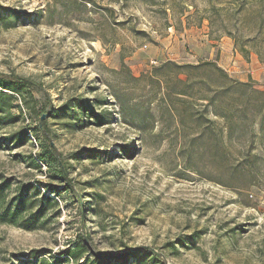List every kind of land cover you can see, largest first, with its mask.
Listing matches in <instances>:
<instances>
[{
  "label": "rangeland",
  "instance_id": "1",
  "mask_svg": "<svg viewBox=\"0 0 264 264\" xmlns=\"http://www.w3.org/2000/svg\"><path fill=\"white\" fill-rule=\"evenodd\" d=\"M0 4L19 14L12 26H0V73L25 76L40 86L33 90L36 109L46 114L50 142L67 170L63 181L55 168L30 165L28 156L37 158L40 151L38 139L29 136L18 145L11 140L39 119L22 104V111L11 108L9 118L0 121V176L12 183L7 199L16 184L32 182L57 203L37 228L0 223V264H89L94 255L88 251L77 260L59 261L85 233L108 264H264L259 119L252 150L257 173L240 177L227 163L243 162L242 144L228 151L225 132L215 141L194 121L190 97L171 91L181 87L174 84L183 75L168 74L167 93L165 69L156 75L152 69L168 60H212L241 80L233 73L235 58L230 64L221 58L218 41L226 37L240 55L261 64L257 77L241 81L264 90V0ZM78 97L105 120L98 123L87 110L82 123L59 115L60 106ZM207 116L212 117L209 111ZM216 122L222 127L221 119ZM147 250L160 259L153 261ZM127 253L134 257L116 261Z\"/></svg>",
  "mask_w": 264,
  "mask_h": 264
},
{
  "label": "trees",
  "instance_id": "2",
  "mask_svg": "<svg viewBox=\"0 0 264 264\" xmlns=\"http://www.w3.org/2000/svg\"><path fill=\"white\" fill-rule=\"evenodd\" d=\"M18 18L19 14L16 10L0 4V26L8 28ZM227 35L234 39L235 44H238L237 36H233L231 32H227ZM219 38L220 35L216 39ZM240 49V52L245 55L244 48ZM152 69H154V75L161 69H165L166 73L162 75V78L164 79L167 93L170 92L168 91L170 84L168 74L174 72L175 76L183 75V78L177 76L174 84V86L181 85V87L171 91L176 95H187L190 97L194 108L192 111L194 121L198 122V125H203L204 132L207 130L213 134L215 141H218L225 132V149L229 151V147H233L234 143L242 144L243 162H238L237 164L228 162L227 167L228 170L239 174L240 177H245L242 174L243 172L252 177L256 172L255 167L257 166V156L252 152L257 133L255 130L257 119H259V132L264 131V90L255 88L250 80L241 81L229 76L223 68L212 60H201L197 63L184 64L168 60ZM37 89L39 90L40 86L25 76L15 73H0V121L9 118L11 108H17L22 111L21 104L31 112L36 111L39 123L35 127L21 128L14 134L11 142L18 145L28 139L29 136H34L39 141L40 151L37 158H34L31 154L28 156L30 165L40 171L41 163L48 169L55 168L59 177L66 181V167L63 165L60 154L55 151V147L51 144L50 136L47 133L44 121L46 114L36 109L37 99L33 95V90ZM86 110V114L95 117L98 123L105 120L103 114H97L92 106L79 97L70 99L66 104L60 106L58 113L63 117L69 115L74 120L82 123L80 116ZM51 111H49L50 114ZM208 111L212 117L207 116ZM216 119H221L222 127H218ZM200 133H202V130L199 135ZM123 150L126 153L128 152L126 147H123ZM246 168L249 171H245ZM11 185L10 178H1L0 176V223L11 224L24 229L37 228L39 220L45 215L46 210L56 205L55 198L48 193H41L39 188L32 182H20L15 185L11 196L7 199ZM45 187L50 192L56 190V187L52 185ZM86 237L88 238L87 233H85L81 243H76L74 246L64 250L63 257L59 261L66 260L63 258L77 260L88 251L91 253L90 255H94V258L92 260L88 258L86 263L108 264L105 257L103 258V254H96L91 249ZM37 253H40V251H34L33 255ZM135 253H138V251ZM145 254L153 261L154 259H160L159 254L155 251L147 250ZM128 257L134 256H129L127 253L125 257L116 261H127ZM109 258L114 259L115 257L111 255ZM135 258L137 261H141L144 256L139 255ZM34 262L36 260L30 264H34Z\"/></svg>",
  "mask_w": 264,
  "mask_h": 264
},
{
  "label": "crops",
  "instance_id": "3",
  "mask_svg": "<svg viewBox=\"0 0 264 264\" xmlns=\"http://www.w3.org/2000/svg\"><path fill=\"white\" fill-rule=\"evenodd\" d=\"M218 44L220 47L221 58L224 60L225 64H230L231 58H235L234 63L236 64L232 67V69L233 73H238L237 76L239 79L247 80L249 77H257L258 70L261 69V64L258 62L257 58H254L253 56L250 58H244L234 48L233 42L229 38L222 37L218 41Z\"/></svg>",
  "mask_w": 264,
  "mask_h": 264
}]
</instances>
